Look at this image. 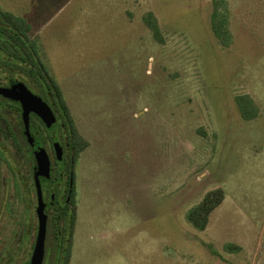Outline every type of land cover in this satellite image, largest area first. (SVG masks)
<instances>
[{
    "label": "rangeland",
    "instance_id": "obj_1",
    "mask_svg": "<svg viewBox=\"0 0 264 264\" xmlns=\"http://www.w3.org/2000/svg\"><path fill=\"white\" fill-rule=\"evenodd\" d=\"M5 1L32 23L88 142L69 264H264V0H226L229 47L213 35V0ZM218 187L197 230L186 211Z\"/></svg>",
    "mask_w": 264,
    "mask_h": 264
},
{
    "label": "flooded vegetation",
    "instance_id": "obj_2",
    "mask_svg": "<svg viewBox=\"0 0 264 264\" xmlns=\"http://www.w3.org/2000/svg\"><path fill=\"white\" fill-rule=\"evenodd\" d=\"M10 13L6 1L1 0L0 264H31L43 225L41 264H65V259L69 264L80 207L87 199L82 152H78L71 120L76 122L65 95L62 92L71 117L48 76L27 75L24 33L19 32L16 41ZM13 83L27 87L52 113L45 120L29 111L28 135L23 102L6 94ZM41 149L48 160L47 170L36 156Z\"/></svg>",
    "mask_w": 264,
    "mask_h": 264
},
{
    "label": "trees",
    "instance_id": "obj_3",
    "mask_svg": "<svg viewBox=\"0 0 264 264\" xmlns=\"http://www.w3.org/2000/svg\"><path fill=\"white\" fill-rule=\"evenodd\" d=\"M145 24L150 29L153 37L162 42V33L159 22L152 12H148L143 17ZM10 27L15 28L13 32L16 41L19 32L24 33L25 49H26V73L27 75H42L48 76L52 86L58 92V98L66 109L67 115L71 117V112L68 109L67 103L63 97L62 90L56 83L54 78L49 74L44 62L39 57V46L35 38L31 36L32 23L24 16L9 14ZM210 25L216 40L224 47H229L233 43V34L230 29V11L226 0H213L212 10L210 14ZM40 60V62H38ZM47 82L46 79H43ZM238 105L241 117L245 120L254 119L259 113V107L248 94H239L235 98ZM72 127L78 142V152H83L87 147L88 142L82 137L77 126L71 120ZM225 198L224 190L221 187L207 191L202 199L196 204L192 205L186 211L187 221L197 230H204L210 220L213 211L219 207ZM225 249L236 251L237 246L233 244H226ZM67 264L68 259H65Z\"/></svg>",
    "mask_w": 264,
    "mask_h": 264
},
{
    "label": "water",
    "instance_id": "obj_4",
    "mask_svg": "<svg viewBox=\"0 0 264 264\" xmlns=\"http://www.w3.org/2000/svg\"><path fill=\"white\" fill-rule=\"evenodd\" d=\"M6 94H8L11 98L19 99L23 102V105L25 107V113H26V133L27 135L29 134V130H28L29 111H35L45 120L52 117V113L50 109L45 106L42 99L33 95L27 87L19 86L18 84L13 83L11 88L6 91ZM36 156L40 164L42 165V167L44 166L45 170H47L48 160H47V157L44 151L42 149L37 151ZM44 231H45V227L43 225L31 264H41L42 263L43 252H44V242H43L44 241Z\"/></svg>",
    "mask_w": 264,
    "mask_h": 264
}]
</instances>
